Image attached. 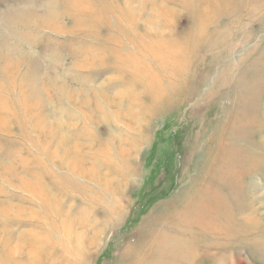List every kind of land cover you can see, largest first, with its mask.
<instances>
[{
	"label": "rangeland",
	"instance_id": "1",
	"mask_svg": "<svg viewBox=\"0 0 264 264\" xmlns=\"http://www.w3.org/2000/svg\"><path fill=\"white\" fill-rule=\"evenodd\" d=\"M5 48L0 264H264V0H0Z\"/></svg>",
	"mask_w": 264,
	"mask_h": 264
},
{
	"label": "bare ground",
	"instance_id": "2",
	"mask_svg": "<svg viewBox=\"0 0 264 264\" xmlns=\"http://www.w3.org/2000/svg\"><path fill=\"white\" fill-rule=\"evenodd\" d=\"M128 5V4H127ZM142 5V4H141ZM144 5V4H143ZM144 6H139V7H137V9H138V12L140 11V10H142V8H143ZM157 7V6H156ZM134 12V11H133ZM209 16V15H208ZM3 50H6L4 53H2V50L0 51V58L2 59V60H5V63H11V62H14V60H13V54H12V50H14V52H15V49H3ZM17 50V49H16ZM4 54V55H3ZM17 54V53H16ZM20 56V55H19ZM15 57V56H14ZM18 62V60L16 61V63ZM53 82V81H52ZM60 83V82H59ZM58 83V84H59ZM53 84V83H52ZM54 84H56V83H54ZM41 86V85H40ZM66 87V86H65ZM150 87H153V85H147V86H145L144 87V89H149V90H154V87L152 88V89H150ZM54 89V88H53ZM44 90V89H43ZM42 91V90H41ZM40 91V92H41ZM46 92V91H45ZM58 92V91H57ZM42 93H44V92H42ZM47 93V92H46ZM45 93V94H46ZM50 93V92H49ZM41 94V93H40ZM118 94V93H117ZM48 95V94H47ZM61 95H63L66 99H69V101H70V103H72V104H75V102H77V104H80V108H84L85 109V106L87 105V98H88V94H84L83 96H81V95H79V94H73L72 92H68V91H65V90H63V92H62V90H61ZM88 95V96H87ZM118 95H121V92H120V94H118ZM80 97H83V98H81L80 99ZM101 97V96H100ZM102 98V97H101ZM80 99V100H79ZM103 99V101H104V103H106V104H108V105H111V104H113L112 103V101L111 100H108V99H104V98H102ZM51 100V99H50ZM49 136V135H48ZM62 136V135H61ZM65 138V137H64ZM63 142V139L62 138H59L58 139V145H61V143ZM76 159V158H75ZM79 163V162H78ZM74 170V169H73ZM77 170V168H75V172H77L76 171ZM78 173V172H77ZM7 174L8 175H12V173L10 172H7ZM80 174V173H79ZM22 184H23V187H25V188H28L29 190H33L34 188L32 187V186H36V184H34L33 183V185H30V184H27L26 182L24 183V182H22ZM39 186V185H38ZM30 192H32V191H30ZM0 206H2L1 208H6L5 207V205H0ZM7 208H9V209H14V208H12V207H10V206H8ZM18 211H20V209H17V212ZM21 211H23V209L21 210ZM70 224H72V223H70ZM72 230V228L71 229H68V231H67V233L69 232V231H71ZM70 233V232H69ZM18 238H20L19 236H18ZM95 238V237H94ZM91 240V239H90ZM93 244V242L91 241V242H89V244ZM25 247H22L20 244H15L14 246H13V248H11V247H9L8 248V251H7V254H8V257L10 258V259H13L12 257H14L15 255L16 256H18L19 255V253L20 252H22V250L24 249Z\"/></svg>",
	"mask_w": 264,
	"mask_h": 264
}]
</instances>
